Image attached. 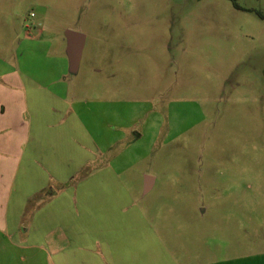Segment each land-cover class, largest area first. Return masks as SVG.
<instances>
[{
  "label": "rangeland",
  "instance_id": "1",
  "mask_svg": "<svg viewBox=\"0 0 264 264\" xmlns=\"http://www.w3.org/2000/svg\"><path fill=\"white\" fill-rule=\"evenodd\" d=\"M3 78L0 264H264V0H0Z\"/></svg>",
  "mask_w": 264,
  "mask_h": 264
},
{
  "label": "crops",
  "instance_id": "2",
  "mask_svg": "<svg viewBox=\"0 0 264 264\" xmlns=\"http://www.w3.org/2000/svg\"><path fill=\"white\" fill-rule=\"evenodd\" d=\"M66 57L68 60V69L70 71L67 49ZM7 84L16 85L17 83L16 80H9L7 78L0 80V205L4 200L6 205L10 203V184L14 182V175L18 167L17 162L19 161V157H21V153L24 149L23 145L29 133L26 125H24V116L26 112L21 105L24 97L23 95H18L4 88ZM154 184L155 179L151 178L149 191L152 190ZM2 213H4V209L1 211L0 208V214ZM5 228L7 229V226L4 222L2 226H0V230L4 231Z\"/></svg>",
  "mask_w": 264,
  "mask_h": 264
},
{
  "label": "water",
  "instance_id": "3",
  "mask_svg": "<svg viewBox=\"0 0 264 264\" xmlns=\"http://www.w3.org/2000/svg\"><path fill=\"white\" fill-rule=\"evenodd\" d=\"M65 40L67 42V55L69 57L70 71L75 73L79 67L82 51L84 48L85 37L84 35L74 31H66ZM150 184L151 178L146 177L144 185L145 193L149 191Z\"/></svg>",
  "mask_w": 264,
  "mask_h": 264
},
{
  "label": "built area",
  "instance_id": "4",
  "mask_svg": "<svg viewBox=\"0 0 264 264\" xmlns=\"http://www.w3.org/2000/svg\"><path fill=\"white\" fill-rule=\"evenodd\" d=\"M31 16L33 17L34 15H33V14H31Z\"/></svg>",
  "mask_w": 264,
  "mask_h": 264
}]
</instances>
